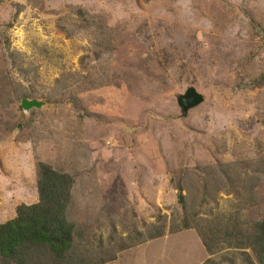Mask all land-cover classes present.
I'll use <instances>...</instances> for the list:
<instances>
[{"label": "rangeland", "instance_id": "obj_1", "mask_svg": "<svg viewBox=\"0 0 264 264\" xmlns=\"http://www.w3.org/2000/svg\"><path fill=\"white\" fill-rule=\"evenodd\" d=\"M189 86L205 101L183 116ZM38 161L74 177L72 218L106 243L165 216L104 264L219 261L170 225L179 187L205 217L264 218V0H0V223L38 201Z\"/></svg>", "mask_w": 264, "mask_h": 264}, {"label": "trees", "instance_id": "obj_2", "mask_svg": "<svg viewBox=\"0 0 264 264\" xmlns=\"http://www.w3.org/2000/svg\"><path fill=\"white\" fill-rule=\"evenodd\" d=\"M74 184L71 174L37 162L38 201L18 205L15 217L0 223V264H104L115 260L117 251L166 233L165 216L158 215L146 224V237L135 228L117 241L120 244L104 242L73 220ZM178 198L183 213L170 230L195 228L210 254L227 251L219 261L211 258L204 264H233L237 250H249L242 254L251 264L264 263V218L250 224L234 211L205 217L187 206L181 187Z\"/></svg>", "mask_w": 264, "mask_h": 264}, {"label": "water", "instance_id": "obj_3", "mask_svg": "<svg viewBox=\"0 0 264 264\" xmlns=\"http://www.w3.org/2000/svg\"><path fill=\"white\" fill-rule=\"evenodd\" d=\"M181 107L182 115L187 116L189 111L199 106L205 101L204 95L194 86H189L186 91L177 98ZM44 104L43 101L24 97L21 101L20 109L29 112L33 108H40Z\"/></svg>", "mask_w": 264, "mask_h": 264}]
</instances>
